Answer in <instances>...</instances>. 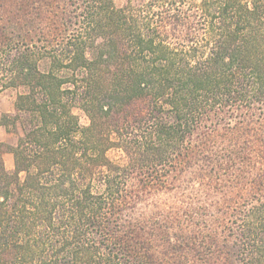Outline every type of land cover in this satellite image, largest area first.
I'll return each mask as SVG.
<instances>
[{
    "label": "trees",
    "instance_id": "obj_1",
    "mask_svg": "<svg viewBox=\"0 0 264 264\" xmlns=\"http://www.w3.org/2000/svg\"><path fill=\"white\" fill-rule=\"evenodd\" d=\"M32 3L0 23V264H170L178 225L137 204L191 165L225 193L203 264H264V0L0 8Z\"/></svg>",
    "mask_w": 264,
    "mask_h": 264
},
{
    "label": "rangeland",
    "instance_id": "obj_2",
    "mask_svg": "<svg viewBox=\"0 0 264 264\" xmlns=\"http://www.w3.org/2000/svg\"><path fill=\"white\" fill-rule=\"evenodd\" d=\"M58 1L59 0H55ZM127 0H116L118 6L125 5ZM4 0H0V5ZM16 6V2H14ZM13 14L4 16L5 12L0 8V23H9L13 25L15 30L9 28L8 31H12L17 34H22L23 29H18L16 22L20 19H31L35 12L31 11L30 4L24 7V13H18L14 7ZM16 12V13H15ZM22 15V16H21ZM10 20V21H9ZM22 21H20L21 23ZM16 92L12 90H6L0 93V118L5 113H11L14 109V101ZM73 113L77 116L79 123L82 127H86L89 124V120L86 114L79 108L73 109ZM203 131H209L208 128H202ZM0 142L15 144L16 137L9 134L6 129L0 123ZM112 157L118 159L119 154H114ZM4 163L8 171H12L14 168V157L10 153L4 154ZM194 172L199 171L196 167ZM181 173L177 178H169L167 183L171 190H164L154 195H145L142 202L137 204V212L143 213L146 217L154 216L159 221L174 220V223L178 225L172 231L173 235L170 237V242L165 243L162 251L164 254L162 257L165 261L175 264H203L205 256L203 255L204 245L207 244L208 235L213 228L212 214L215 215L216 204L224 199V191L221 190L218 193H213L210 189L208 179L205 181H198L192 178V165L186 167L180 171ZM224 209L227 205H224ZM200 208H205L207 213L202 216ZM174 246V247H173ZM176 246V247H175Z\"/></svg>",
    "mask_w": 264,
    "mask_h": 264
}]
</instances>
